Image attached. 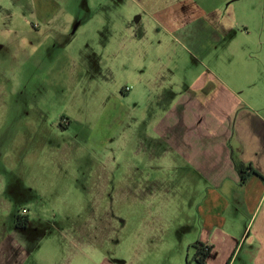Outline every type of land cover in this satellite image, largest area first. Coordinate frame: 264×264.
Returning a JSON list of instances; mask_svg holds the SVG:
<instances>
[{"label": "rangeland", "instance_id": "rangeland-1", "mask_svg": "<svg viewBox=\"0 0 264 264\" xmlns=\"http://www.w3.org/2000/svg\"><path fill=\"white\" fill-rule=\"evenodd\" d=\"M256 50L264 0H0V264H264V203L198 210L231 170L195 89Z\"/></svg>", "mask_w": 264, "mask_h": 264}, {"label": "crops", "instance_id": "crops-1", "mask_svg": "<svg viewBox=\"0 0 264 264\" xmlns=\"http://www.w3.org/2000/svg\"><path fill=\"white\" fill-rule=\"evenodd\" d=\"M221 37L227 42V50L235 42L238 34L236 28L230 25L222 26ZM226 32V33H225ZM258 57L255 72L247 70L245 74H239L241 85L235 84L234 80L229 85L219 84L214 86L206 82L196 87L195 96L203 105L208 107L206 116L196 118V122L211 119L219 123L227 130L225 140L228 148L223 147L222 152L213 153V140L210 146H205V152L210 149V156L221 159L222 166L227 165L230 174L223 180L221 187L209 188L207 199L198 210L204 219L206 231L212 227L221 226L226 219L221 216L229 211L231 201L244 209L246 212L255 213L262 209L264 203V52L261 50L251 51ZM248 52V53H251ZM253 57L249 58L250 61ZM220 127V126H219ZM211 138H217L213 133ZM207 141H205V144ZM214 155V156H213ZM234 160L242 163L245 167L251 166L258 174L248 177L246 183L241 185L240 174L236 171ZM219 200H224L225 207L219 209ZM264 225V215L261 219ZM206 245L210 244L205 241Z\"/></svg>", "mask_w": 264, "mask_h": 264}, {"label": "trees", "instance_id": "trees-1", "mask_svg": "<svg viewBox=\"0 0 264 264\" xmlns=\"http://www.w3.org/2000/svg\"><path fill=\"white\" fill-rule=\"evenodd\" d=\"M234 166H235L236 171L240 174L241 185H244L248 177H250L252 174L258 175L251 166L245 167L242 163L236 160H234ZM194 248H197L199 251H201V249H204V245L196 243L194 245Z\"/></svg>", "mask_w": 264, "mask_h": 264}, {"label": "flooded vegetation", "instance_id": "flooded-vegetation-1", "mask_svg": "<svg viewBox=\"0 0 264 264\" xmlns=\"http://www.w3.org/2000/svg\"><path fill=\"white\" fill-rule=\"evenodd\" d=\"M13 222H14L15 227L27 228L30 225V220L27 216H23V217H21V216L16 217L15 216Z\"/></svg>", "mask_w": 264, "mask_h": 264}]
</instances>
